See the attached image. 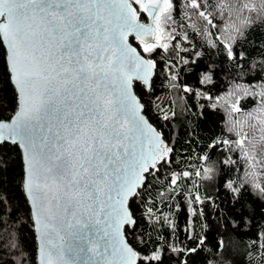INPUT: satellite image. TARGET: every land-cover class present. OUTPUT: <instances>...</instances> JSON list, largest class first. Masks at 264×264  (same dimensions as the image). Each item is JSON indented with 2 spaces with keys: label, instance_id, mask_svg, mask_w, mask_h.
Instances as JSON below:
<instances>
[{
  "label": "snow or ice",
  "instance_id": "1",
  "mask_svg": "<svg viewBox=\"0 0 264 264\" xmlns=\"http://www.w3.org/2000/svg\"><path fill=\"white\" fill-rule=\"evenodd\" d=\"M179 2L0 0V78H6L15 93L11 115H0V150L5 145L20 150L22 187L39 233L38 264H164L166 257L174 264H188L185 257L204 244L194 225L188 239L195 240L196 247L183 244L167 216H156V199L148 201L162 169L168 168L169 174L161 185L164 192L157 195L165 203L173 199L180 178L201 173L171 171L175 148L145 117V104L136 91L137 85L144 94L153 89L158 62L152 56L157 50L169 52L171 47L165 68L173 81L178 78L173 54L184 65L195 63L179 55L185 51L178 47L180 36L173 27ZM184 8L209 26L201 35L211 36L210 28L220 30L217 18L230 22L234 40L264 23V0H184ZM185 16L191 19L187 11ZM214 40L223 44L229 59H236L232 45L220 36ZM183 91L193 90L184 86ZM261 96L264 99V93ZM236 135L235 140L217 139L208 147L238 151L250 169L264 175V146L250 151L248 133ZM224 163L236 161L227 157ZM209 171L205 169V179L212 178ZM249 183L264 194V184L249 180L229 181L228 187L239 194ZM188 196L191 215L203 216L197 206L212 198H202L198 187ZM9 204L7 196L0 199V225L13 214ZM146 218L153 231L164 224L170 231L167 236L158 233L159 238L140 232L141 251L127 237H136ZM250 248L259 253L258 264H264V229Z\"/></svg>",
  "mask_w": 264,
  "mask_h": 264
},
{
  "label": "trees",
  "instance_id": "2",
  "mask_svg": "<svg viewBox=\"0 0 264 264\" xmlns=\"http://www.w3.org/2000/svg\"><path fill=\"white\" fill-rule=\"evenodd\" d=\"M178 8L175 14L177 24L173 27L180 36L178 47L185 49L179 55L189 61L195 60V63L184 65L173 54L172 58L178 61V78L173 81L165 68L171 47L169 52L157 50L152 56L158 62L153 89L144 94L137 85L136 91L145 104L144 114L175 148L176 163L171 166V171L188 170L195 173L199 170L201 175L180 178L173 199L165 203L157 195V192H164L161 185L167 183L166 176L169 174L168 168L162 169L157 187L149 190L148 201L151 203L153 198L156 199V216H167L176 226V236L183 244L196 247L197 242L188 239L193 234V225L195 234L204 238L201 249L185 257L188 264H254V261L258 264L259 253L253 251L250 245L258 231L264 229V194L252 183L243 187L239 194H233L228 182L239 184L241 180H249L264 184V175L258 168L250 169L238 151L225 152L222 147L210 148L208 145L217 139L235 140L238 138L236 133L241 136L248 133L252 141L250 151H260L264 146L261 139L264 132L260 131L264 128V99L261 96L264 93V23L258 22L245 36L234 40L235 33L230 22L221 23L217 18L220 30L210 28L211 36L207 33L201 35L200 30L209 26L192 14L191 9L184 8V0H180ZM185 11L191 15V19L185 16ZM181 24L184 26L180 27ZM185 33L187 40L183 39ZM217 36L224 43L232 45L236 59L228 58L223 44L214 40ZM131 40L133 44L137 43L133 38ZM195 53H199V56H195ZM143 55L148 56L147 53ZM206 74L210 79L206 78ZM184 86L193 91L185 93ZM161 100L171 106L168 120L162 118L156 106ZM13 108V87L6 78H0V115H11ZM235 108L240 110L235 111ZM251 125H256V128L253 129ZM205 156L207 159H200ZM227 157L236 163L225 164ZM205 169L210 170L207 175L211 179H205ZM246 171L255 175L246 176ZM23 176L20 150L5 145L0 150V199L7 196L9 207L14 211L11 217L5 216L6 223L0 225V264H38L36 234L22 187ZM197 187L202 198L207 195L212 200L197 206L203 209V216L193 217L186 207V200L189 199L187 193L196 194ZM157 227L158 232L153 231L151 222L146 218L137 229L136 237L129 233L128 242L143 251L144 246L139 244L138 239L140 232L156 238H159L158 233L159 236L169 234V224ZM185 228L189 229L187 233ZM171 239L175 240L176 237ZM221 241L222 247L219 246ZM249 252L252 253L251 257ZM164 264L174 262L166 257Z\"/></svg>",
  "mask_w": 264,
  "mask_h": 264
},
{
  "label": "rangeland",
  "instance_id": "3",
  "mask_svg": "<svg viewBox=\"0 0 264 264\" xmlns=\"http://www.w3.org/2000/svg\"><path fill=\"white\" fill-rule=\"evenodd\" d=\"M166 73L168 74V77L171 76V74H169L168 71H166ZM156 106L159 107L162 115H164L165 113H167L168 115L171 114V106L167 101H165V100L158 101ZM188 193H187V195H188ZM188 200H186V205L188 204Z\"/></svg>",
  "mask_w": 264,
  "mask_h": 264
},
{
  "label": "water",
  "instance_id": "4",
  "mask_svg": "<svg viewBox=\"0 0 264 264\" xmlns=\"http://www.w3.org/2000/svg\"><path fill=\"white\" fill-rule=\"evenodd\" d=\"M130 39V42H132V37H130L129 38ZM135 41V40H134ZM133 43V42H132ZM135 45V44H134ZM154 77V76H153ZM145 115V114H144ZM145 117L147 118V116L145 115ZM148 119V118H147ZM149 120V119H148ZM150 122V121H149ZM151 123V122H150ZM152 124V123H151ZM153 125V124H152ZM22 162H23V160H22ZM23 172H24V162H23ZM24 191V190H23ZM25 194V193H24ZM26 197V196H25ZM27 200V199H26ZM27 202H28V200H27ZM28 205H29V202H28ZM35 234H36V240H37V248H38V243H39V239H38V237H39V233H37L36 231H35ZM38 260H39V257H38V252H37V262H38Z\"/></svg>",
  "mask_w": 264,
  "mask_h": 264
}]
</instances>
